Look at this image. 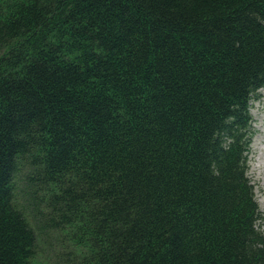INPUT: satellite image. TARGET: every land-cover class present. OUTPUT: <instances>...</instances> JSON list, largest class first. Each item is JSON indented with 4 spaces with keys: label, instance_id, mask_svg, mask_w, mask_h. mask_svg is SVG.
<instances>
[{
    "label": "trees",
    "instance_id": "trees-1",
    "mask_svg": "<svg viewBox=\"0 0 264 264\" xmlns=\"http://www.w3.org/2000/svg\"><path fill=\"white\" fill-rule=\"evenodd\" d=\"M262 88L264 0H0V264H41L20 192L61 264H264Z\"/></svg>",
    "mask_w": 264,
    "mask_h": 264
},
{
    "label": "rangeland",
    "instance_id": "rangeland-1",
    "mask_svg": "<svg viewBox=\"0 0 264 264\" xmlns=\"http://www.w3.org/2000/svg\"><path fill=\"white\" fill-rule=\"evenodd\" d=\"M250 115L254 135L248 153L247 178L254 187L255 200L264 216V88L259 90V95L255 99L251 100ZM24 170L25 167H21L17 175L16 188L19 192L22 189V180L20 179L24 175ZM21 194L22 192L18 195L20 208L38 235V260L41 264H61L62 252L65 251L67 243L66 239L56 232L46 229L39 230L30 213L32 202L28 203L26 200H22ZM262 229L264 230V223Z\"/></svg>",
    "mask_w": 264,
    "mask_h": 264
}]
</instances>
